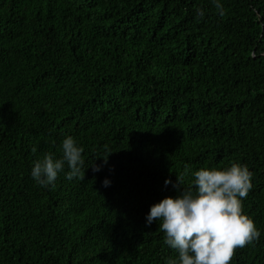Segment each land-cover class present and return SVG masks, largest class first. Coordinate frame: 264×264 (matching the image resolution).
Wrapping results in <instances>:
<instances>
[{
	"label": "trees",
	"instance_id": "obj_1",
	"mask_svg": "<svg viewBox=\"0 0 264 264\" xmlns=\"http://www.w3.org/2000/svg\"><path fill=\"white\" fill-rule=\"evenodd\" d=\"M221 3L0 0V264H169L145 221L165 181L237 163L262 235L230 264H264V0ZM66 136L85 179L42 188Z\"/></svg>",
	"mask_w": 264,
	"mask_h": 264
},
{
	"label": "clouds",
	"instance_id": "obj_2",
	"mask_svg": "<svg viewBox=\"0 0 264 264\" xmlns=\"http://www.w3.org/2000/svg\"><path fill=\"white\" fill-rule=\"evenodd\" d=\"M212 2L223 15L221 0ZM198 15H203V11L198 10ZM58 151L59 158L47 153L32 164L31 177L42 188L54 186L62 173L68 181L85 179L84 149L77 140L66 136ZM103 159L106 165L108 158ZM91 167L98 173L103 166ZM187 175L186 165L185 173L177 176L175 182L171 178L165 181V186L171 185L178 194L153 204L145 217L146 226L158 223L166 245L178 254L177 260L169 264H230L237 247L259 240L262 235L242 207L253 186L252 173L238 163L224 169L202 168L194 173L186 188ZM103 186L110 187V179L106 178Z\"/></svg>",
	"mask_w": 264,
	"mask_h": 264
}]
</instances>
